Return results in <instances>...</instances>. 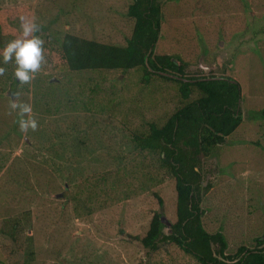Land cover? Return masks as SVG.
Wrapping results in <instances>:
<instances>
[{
    "label": "rangeland",
    "instance_id": "1",
    "mask_svg": "<svg viewBox=\"0 0 264 264\" xmlns=\"http://www.w3.org/2000/svg\"><path fill=\"white\" fill-rule=\"evenodd\" d=\"M160 3L154 52L176 57L184 79L228 77L239 86V126L198 165L202 226L222 234L224 254L234 256L264 237V0ZM130 4L0 0V64L15 68L0 69V264H196L167 244L153 254L127 237L144 235L155 212L169 234L174 203L169 179L150 174L155 157L134 154L119 128L161 125L197 93L182 100L173 83L141 85L140 69L70 73L55 63L13 81L15 54L2 58L10 41L23 38L21 18L35 26L27 39L71 34L125 45ZM13 224L33 254L28 260L25 252L8 254Z\"/></svg>",
    "mask_w": 264,
    "mask_h": 264
},
{
    "label": "trees",
    "instance_id": "2",
    "mask_svg": "<svg viewBox=\"0 0 264 264\" xmlns=\"http://www.w3.org/2000/svg\"><path fill=\"white\" fill-rule=\"evenodd\" d=\"M161 1L131 0L126 16L134 23L125 45L98 42L71 34L48 35L42 41L35 32L34 36L42 41L37 69L41 70L43 65L46 67L52 63L70 73L140 69L141 85L153 79L173 83L177 85L182 100L197 93L198 97L194 101L177 109L161 125L149 123L146 130L126 125L119 128V133L132 144L134 154L155 157L154 163L150 164V174L158 183H162L164 178L169 179L174 203V219L168 226L169 234L164 232L161 215L155 212L148 221L144 235L127 237L142 250L153 254L160 251L161 245L167 244L195 260L196 264H264V237L256 240L252 250L242 247L238 254L226 256V241L222 234H208L202 226L198 207L202 183L198 165L239 126V86L236 82L230 83L228 77H224L226 80H213L215 76H209V80L204 77L187 78V82H183L149 71L151 69L185 78L184 65L179 64L176 57L154 52L160 32ZM146 55L147 65L144 63ZM0 69L12 71L15 68L0 64ZM221 76L224 74L221 73ZM8 78L13 80L14 74ZM52 86L57 87L48 85ZM45 109L48 110L47 107ZM259 113L264 119V109ZM103 123L115 127L113 121L106 120ZM152 196L157 200V205L162 206L159 196L156 193ZM15 229V224L11 225V232L6 234L10 243L8 254L25 252L28 260L33 254L28 247L24 248V241L13 234ZM211 245H215V249ZM240 253L242 255L239 257ZM23 262L25 264L27 261Z\"/></svg>",
    "mask_w": 264,
    "mask_h": 264
},
{
    "label": "clouds",
    "instance_id": "3",
    "mask_svg": "<svg viewBox=\"0 0 264 264\" xmlns=\"http://www.w3.org/2000/svg\"><path fill=\"white\" fill-rule=\"evenodd\" d=\"M21 23L23 38H17L10 41L2 50L3 60L7 62L10 59V54L14 52L16 57V63L20 65L16 69V76L21 80H26L28 77L24 69H36L38 67V61L40 58V45L42 41L33 36L31 39L26 37L33 31L34 25L23 21Z\"/></svg>",
    "mask_w": 264,
    "mask_h": 264
},
{
    "label": "water",
    "instance_id": "4",
    "mask_svg": "<svg viewBox=\"0 0 264 264\" xmlns=\"http://www.w3.org/2000/svg\"><path fill=\"white\" fill-rule=\"evenodd\" d=\"M144 63H145V65H147V55L145 56V58H144ZM149 71H151V72H154V73H156V74H158V75H160V76H163V77H166V78H169V79H173V80H181V81H183V82H187V80L186 79H183V78H180V77H178V76H176V75H172V74H169V73H166V72H159V71H152L151 69H149ZM20 79V77H18V79H16L17 81ZM213 80H219V79H222V80H226L224 77L222 78H217V77H214V78H212ZM205 80H209V79H205ZM211 80V79H210ZM51 82H55L56 80L54 79V78H52L51 80H50ZM229 82L230 83H235L234 81H232V80H229Z\"/></svg>",
    "mask_w": 264,
    "mask_h": 264
}]
</instances>
